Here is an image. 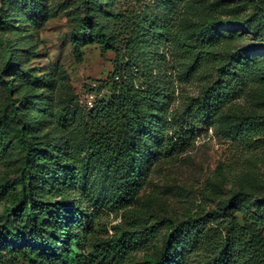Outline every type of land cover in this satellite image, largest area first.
Masks as SVG:
<instances>
[{
    "label": "trees",
    "instance_id": "trees-1",
    "mask_svg": "<svg viewBox=\"0 0 264 264\" xmlns=\"http://www.w3.org/2000/svg\"><path fill=\"white\" fill-rule=\"evenodd\" d=\"M27 1L22 0L23 9ZM80 2L84 8L74 26L73 50L80 60L81 47L96 42L102 51L115 53L112 70L98 85L101 94L109 95L92 99L84 125V155L73 146L45 144L37 135L31 136L34 141L26 139L39 115L19 130V183L15 190L0 186V201H6L0 214V264H137L132 252L148 249L160 234V249L140 264H186L191 252H197L203 264H264V191L242 189L232 190L217 209L122 230L109 242L94 244L91 258L73 249L91 231V215L105 207L120 209L135 198L146 178L142 163L155 154L167 159L188 149L200 119L210 125L235 122L228 129L231 135L253 144L260 141L254 138L264 132V117L230 115L225 109L250 91L264 95V75L254 72L264 71V56L250 52L264 48V6L257 4L255 11L242 16L221 1L197 0L188 10L169 8L158 16L148 6L120 11L111 0ZM225 26L242 31L223 30ZM245 32L248 42L227 44ZM164 39L174 59L169 75L164 70L166 53L159 49ZM28 54L9 48L6 63L14 64L10 71L15 69L6 80L9 88L13 80H33L20 67ZM174 76L196 81L197 96L180 106L170 104ZM37 95L20 96L14 108L23 110ZM4 148L0 143V159ZM248 197L255 209L242 204Z\"/></svg>",
    "mask_w": 264,
    "mask_h": 264
},
{
    "label": "rangeland",
    "instance_id": "rangeland-1",
    "mask_svg": "<svg viewBox=\"0 0 264 264\" xmlns=\"http://www.w3.org/2000/svg\"><path fill=\"white\" fill-rule=\"evenodd\" d=\"M111 1L120 11L132 7L142 10V6H148L150 13L161 16L169 8L181 12L186 6L188 10L191 3L197 0H186L185 3L182 0ZM206 1H221L225 3L222 6L236 8L242 16L255 11L257 4L264 6V0ZM160 2H164L163 5L160 6ZM22 6V0H0V24L4 25L3 29L0 28V143L5 145L0 159V186L14 190L19 183L17 175L23 155V139L19 130L34 123L36 116L39 115V121L25 135L26 139L34 141L31 136L37 135L45 144L55 142L73 146L82 155L87 152L84 125L90 107L86 99L89 95L97 96V99L109 95V91L101 94L98 85L112 70L115 58L113 51H102L100 45L94 42L82 46V57L77 59L72 39L75 23L84 8L80 0H28L27 8ZM105 6L103 3L102 8ZM222 28L235 33L242 31L238 26ZM248 37V32H245L242 37L235 36L227 44L238 46L248 42ZM162 42L159 49L166 53L164 70L165 75H169L173 71L174 59L169 42L166 39ZM9 48L19 49V52L29 51L28 58L20 67L26 70L27 77H33L31 81L23 80L18 84L13 80L11 88L6 80H11L15 69L10 71L14 64L8 66L6 63ZM250 50L264 56V48ZM155 58L157 61L158 56ZM254 72L264 75L262 69ZM42 80L46 81L40 85ZM254 85L260 87V82L256 81ZM262 85L264 88V83ZM173 89L171 106H180L182 100L196 97L198 93L196 81L177 79L175 76ZM31 92L38 94L35 100L23 110H16L14 106L19 104V97ZM248 93L227 107L226 113L236 116L252 114L257 119L264 117V95L260 96V92ZM42 109L44 112L40 114ZM234 123L222 121L210 125L205 119H200V126L191 135L192 141L185 152L167 159H161L157 154L148 158L142 163L143 168L146 167L145 182L135 198L120 209L105 207L91 215V231H86L81 237L82 243L79 246L74 244L73 249L91 258L94 244L109 242L122 230L141 228L162 217L181 220L196 211L217 209L232 190L261 194L264 191V132L254 138L260 141L253 144L247 138L229 133L228 129ZM254 202L248 197L242 204L255 209ZM4 205L6 201H0V214ZM88 212L94 211L89 209ZM162 241L160 234L148 249L133 251L137 264L153 257ZM197 250L200 252L201 248ZM200 259L197 252H191L187 255L186 264H203Z\"/></svg>",
    "mask_w": 264,
    "mask_h": 264
},
{
    "label": "built area",
    "instance_id": "built-area-1",
    "mask_svg": "<svg viewBox=\"0 0 264 264\" xmlns=\"http://www.w3.org/2000/svg\"><path fill=\"white\" fill-rule=\"evenodd\" d=\"M92 99H93V96L92 95H89L86 99V103L87 105L90 107L92 106Z\"/></svg>",
    "mask_w": 264,
    "mask_h": 264
}]
</instances>
